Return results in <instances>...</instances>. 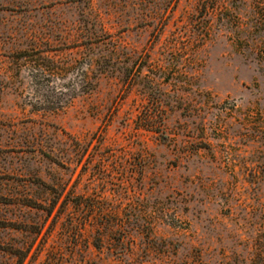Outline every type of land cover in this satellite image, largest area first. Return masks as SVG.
I'll list each match as a JSON object with an SVG mask.
<instances>
[{
  "label": "rangeland",
  "instance_id": "obj_1",
  "mask_svg": "<svg viewBox=\"0 0 264 264\" xmlns=\"http://www.w3.org/2000/svg\"><path fill=\"white\" fill-rule=\"evenodd\" d=\"M104 34L33 111L17 53ZM0 264H264V0H0Z\"/></svg>",
  "mask_w": 264,
  "mask_h": 264
},
{
  "label": "trees",
  "instance_id": "obj_2",
  "mask_svg": "<svg viewBox=\"0 0 264 264\" xmlns=\"http://www.w3.org/2000/svg\"><path fill=\"white\" fill-rule=\"evenodd\" d=\"M106 35L76 37L73 46L77 49L78 58L59 57L55 54L48 55L46 51L38 48L20 51L16 55V73L22 70L27 73L28 80H19L20 93L26 92V99L33 111L57 114L62 112L69 104L81 95L89 94L94 84L90 81L92 76L103 73V58H94L90 55L95 47L107 44ZM36 44H47L35 38ZM55 51V50H49ZM80 59L84 61L80 62ZM74 76V79H68Z\"/></svg>",
  "mask_w": 264,
  "mask_h": 264
}]
</instances>
